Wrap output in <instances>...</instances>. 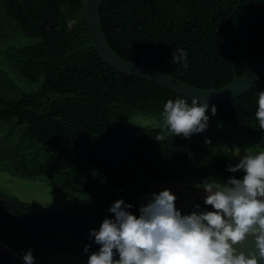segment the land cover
Returning <instances> with one entry per match:
<instances>
[{"label":"trees","instance_id":"1","mask_svg":"<svg viewBox=\"0 0 264 264\" xmlns=\"http://www.w3.org/2000/svg\"><path fill=\"white\" fill-rule=\"evenodd\" d=\"M85 4L0 0V169L77 195L57 210L0 193V232L21 252L57 250L87 262L84 247H99L89 230L112 215L117 199L138 214L152 182L194 187L242 173L226 171L237 160L202 146V136L157 141L163 124L127 126L137 116L163 120V104L178 95L105 64L90 41ZM100 24L122 59L205 90L230 84L239 57L242 76L264 52V0H102ZM22 37L34 43L22 46ZM177 47L187 68L172 61ZM259 91L264 75L239 99L216 105L215 116L209 104V126L264 148Z\"/></svg>","mask_w":264,"mask_h":264},{"label":"clouds","instance_id":"2","mask_svg":"<svg viewBox=\"0 0 264 264\" xmlns=\"http://www.w3.org/2000/svg\"><path fill=\"white\" fill-rule=\"evenodd\" d=\"M172 61L187 68L186 51L177 47ZM256 103L255 119L264 130V91H259ZM209 107L206 99L192 98L190 103L179 95L168 99L155 139L205 132ZM216 113V105H211L212 116ZM233 152L237 162L227 165L226 171L242 175L196 183L194 187L203 190V208L195 203L192 210L182 212L169 188L146 195L138 214L124 199L114 201L107 209L112 215H106L98 229L89 230V240L99 247L96 251H90L91 244L84 247L86 264H264V148H246L241 154L237 147ZM20 258L23 264H36L31 248Z\"/></svg>","mask_w":264,"mask_h":264},{"label":"rangeland","instance_id":"3","mask_svg":"<svg viewBox=\"0 0 264 264\" xmlns=\"http://www.w3.org/2000/svg\"><path fill=\"white\" fill-rule=\"evenodd\" d=\"M22 39L24 41L22 46H30L34 43V40L28 37H22ZM30 88L33 91L37 87ZM162 124L163 120L158 116H137L133 120L129 121L127 126H162ZM197 135H199V137L202 136V138L204 137L205 140H211V144L201 143L202 146L211 148L219 152L221 155L232 157L235 160L238 159L233 152L235 148H240L241 154H243L244 149L250 148L249 146H247L246 140L242 137L228 136L226 133L217 129H213L210 126H208V128L206 129V132ZM140 172L143 173L142 170H140ZM165 188L171 189L177 195L178 199L176 201V205L182 212H189L190 210H192V205L195 203H200L202 208L205 207L202 200L203 190L196 189L195 187H191L187 184L152 182L149 184L148 194L154 191L158 192ZM0 193L7 196L16 197L21 201L32 204L34 206L57 210L67 209L68 202L75 199L77 196L76 194H59L40 182H30L26 179L15 177L9 172L3 171L1 169ZM3 199V197H0V203L3 201ZM206 207L209 210H212L211 206ZM0 234L2 233L0 232ZM31 249L33 250L36 264H86V261L84 260L74 258L66 253L57 250L44 252L43 250L37 248ZM21 250L23 252L26 251L25 249Z\"/></svg>","mask_w":264,"mask_h":264},{"label":"water","instance_id":"4","mask_svg":"<svg viewBox=\"0 0 264 264\" xmlns=\"http://www.w3.org/2000/svg\"><path fill=\"white\" fill-rule=\"evenodd\" d=\"M101 6L102 0H86L85 12L88 35L92 46L102 61L118 73L155 83L188 100L192 98L206 99L210 105L225 104L239 99L264 75V52L242 76H238L236 73V67L240 61L239 57L234 66L232 82L221 89L211 88L208 90L189 85L159 70L126 61L119 57L105 40L100 24ZM222 37L225 43L233 48L224 37L223 31ZM13 252L15 255L12 254ZM20 257L16 251L0 239V264H23Z\"/></svg>","mask_w":264,"mask_h":264},{"label":"bare ground","instance_id":"5","mask_svg":"<svg viewBox=\"0 0 264 264\" xmlns=\"http://www.w3.org/2000/svg\"><path fill=\"white\" fill-rule=\"evenodd\" d=\"M0 239L5 242L8 246H10L14 251H16L20 256L22 254V252L20 251L19 248H17L11 241H9L7 238H5V236H3L2 234H0Z\"/></svg>","mask_w":264,"mask_h":264}]
</instances>
